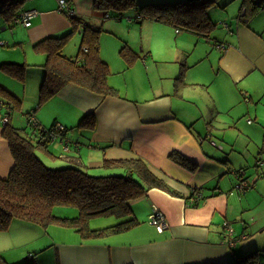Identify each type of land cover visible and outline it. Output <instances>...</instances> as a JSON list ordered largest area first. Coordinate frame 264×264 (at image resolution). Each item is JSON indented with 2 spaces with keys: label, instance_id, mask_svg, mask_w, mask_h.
I'll return each mask as SVG.
<instances>
[{
  "label": "crops",
  "instance_id": "1",
  "mask_svg": "<svg viewBox=\"0 0 264 264\" xmlns=\"http://www.w3.org/2000/svg\"><path fill=\"white\" fill-rule=\"evenodd\" d=\"M26 1L22 3L23 13L35 12L29 19V26L14 23L9 29L7 20L1 16L0 33L20 25L26 41L33 46L35 42L49 36H65L72 30L69 19L77 17L82 23L66 36V43L62 46V53L70 59L77 55L80 48L83 34L81 25L97 28L100 39L104 32L113 33L112 28L104 26L107 22L104 20L112 18L115 21L126 19L139 25L138 34L143 45L144 36L156 41L162 37L166 39L168 34L174 33L178 35L175 36L178 42L190 40L195 41V44H206L209 50L207 55L212 56L214 60L207 59V71L193 74L192 71L186 70L188 67L183 62L180 68L183 73L175 77L179 81L169 87L170 92L154 90V97L144 100V74L159 72L156 67H151L152 65L144 66V48L139 52L141 58L136 53L142 61L141 68L139 63H135L139 67L137 70L121 64L115 72L111 69V63H115V59H107L104 50L102 56L99 52L101 46L98 45V56L107 66L106 84L114 94L105 96L82 86L69 84L37 108L32 118L41 128L47 129L57 123L63 130H68L62 132L61 136L56 133V140L52 141L53 146L49 150L57 159L49 160L42 156L47 161L59 160L66 164L65 161L70 158L65 160V156L77 155L80 159L78 162L86 167L88 172H99V176H121L128 173L126 166L105 168L102 167L104 162L132 161L134 168L135 163L143 165L144 170L178 195L173 196L163 190L149 188L137 199L129 201L128 216L122 220L132 217L138 224L126 231L109 234L105 238H83L74 228L67 226L50 224L43 228L26 221L13 220L7 230L0 232L2 263L232 264L252 251L248 250L249 243L246 244L249 240L250 243L254 240L264 251V210L255 213V220L254 217H241L240 214L244 211L251 213L264 207V181L259 182L264 175L260 170L264 163L260 167L255 165L253 173L246 171L248 167L241 165H250L249 153L248 150H241L235 157L244 158L245 161L235 167L234 159L230 158V155L236 148L227 143L226 146L230 149V153H227L222 145L215 144L209 134L217 130L215 124H220L218 121L226 124L235 119L234 108L243 99H248L244 108L248 119L252 117L251 123H247L248 119L246 123L253 125V122H259L257 128L264 132V120L258 113V108L264 107V7L247 18L250 10L245 12L246 16L245 13L242 14V1L248 3L250 0H218L217 5L211 6L206 12L210 21H213L212 16H216L218 24L221 25L217 38L212 36L215 23L212 30L202 37L185 31L176 32L172 26L160 22L137 20L134 13H126L120 19L106 18L103 13L94 10V0H66L72 12L71 18L59 12L58 0ZM183 1L186 0H135L137 6L171 5ZM231 3L233 7L229 8ZM217 11H221L222 15L226 13L229 20H222ZM144 24H148V31H144ZM154 28H160L158 31L161 32L154 34ZM73 34H78L75 51L67 52L65 47ZM20 39L22 37L16 41H21ZM6 40L7 38L0 35V46L8 44ZM124 45L122 43L121 47ZM127 48L134 52L128 46ZM37 56L38 59L34 61L36 64L32 65L34 68H26V78L21 82L24 87L32 88V96H38L43 72L41 65L45 61L44 53L38 52ZM43 56L44 61L40 63L39 58ZM2 58L4 57L0 56V59ZM109 70L111 77L108 78ZM8 77L10 79H6L7 82L3 81L6 86L17 80ZM218 80L224 83V91L220 90L222 83ZM13 93H16L15 90ZM253 104L254 111H250ZM85 116L88 126L78 128L79 120ZM1 123L0 116V178H4L11 170L13 160L8 144L1 136ZM233 130L238 133L236 137H244L248 143L252 140L247 135L243 136L240 129ZM62 139L69 143L67 153L62 151ZM263 151L264 141L260 151L254 155V161ZM172 154H177L187 163L194 165L195 170L190 171L178 165L172 159ZM241 170L247 184L253 185L245 194V197L251 196V200L245 203L244 207L236 204L234 199L231 201L234 197L233 193L229 194L233 188L229 189L232 179L230 175L225 176L232 171ZM103 171L111 173L103 175ZM257 173L262 177L258 178ZM147 184L144 181V186ZM198 188L202 190L203 200L196 207H192L189 204L192 191ZM237 205L240 206L239 214ZM153 210L159 211L167 223V228L161 232L149 224V215ZM224 220L233 226L235 235L246 237L239 242L246 243L231 250L222 244L221 222ZM253 227H256L254 232L251 231ZM97 229L102 228L90 230ZM259 255L257 253L254 256L253 263L257 260L264 261V256ZM261 257L262 259H258Z\"/></svg>",
  "mask_w": 264,
  "mask_h": 264
},
{
  "label": "trees",
  "instance_id": "2",
  "mask_svg": "<svg viewBox=\"0 0 264 264\" xmlns=\"http://www.w3.org/2000/svg\"><path fill=\"white\" fill-rule=\"evenodd\" d=\"M24 1L0 0V17L7 20L9 28L23 13L22 3ZM262 1L250 0L248 3L242 1L244 2L242 9L246 12L250 10V16H246V13L245 16L251 17L263 8L264 2ZM215 4L216 0H186L171 5L137 6L135 0H94L93 8L108 18L113 17L114 19H120L125 12L132 11L134 16H137V20L148 19L160 22L172 26L178 32H191L203 37L213 26L206 15L207 9ZM60 13L66 15L65 11H60ZM69 21L72 28L69 32L71 34L82 22L74 16ZM69 33L60 37L49 36L33 44L36 51L45 55V61L41 65L43 72L37 105L25 114L24 126H14L9 116L4 125L1 123V136L8 144L13 166L6 177L0 178V232L7 230L13 220H21L43 228L50 224L72 227L83 238L107 236L126 231L136 226L138 222L130 217L129 220L112 226L90 230L87 227L89 218L105 213L119 218L127 217L129 201L137 199L149 188H157L173 196L178 195L161 180L155 179L144 170L143 165L135 163L134 168L132 161L102 163V167L105 168L126 166L128 173L125 175L92 176L88 174V169L78 162L80 159L77 155L65 156L64 159L70 158V160L65 159L68 166L64 168L47 167L36 156L39 153L49 160L57 159L49 149L53 146L50 133L58 130L56 128L58 124L53 123L50 128H42V131L31 130V133L35 135L27 137L28 117H33L32 114L37 108L58 94L63 87L76 84L94 93L105 94V96L114 94V91L106 84L107 66L98 56L99 30L95 27H84L79 51L73 59L67 58L62 53V46ZM119 54L125 62L128 61L127 66L131 65L132 59H135L129 49L124 46L121 47ZM5 62L0 61V70L5 71V68L11 70L13 64ZM22 68V65L15 67L19 74ZM4 96L8 97L4 105L7 107L6 111L11 112L16 105L8 101L14 100V96L11 93H6ZM3 115L4 109L3 111L0 109L1 119L4 120L6 118L2 117ZM66 131L68 130L60 131L59 135L61 136L62 132ZM59 156L61 157V154ZM171 156L178 165L190 171L195 170L194 165L187 163L177 154ZM144 172H146L145 175ZM144 181L148 183V186H144ZM202 200L203 197L192 207H196ZM57 205L76 208L78 214L71 219L55 217L51 214V209ZM261 250V248L257 249L258 255ZM256 254V251L251 252L232 264H249L250 262L252 264ZM262 255L264 256V251ZM0 264H3L1 259Z\"/></svg>",
  "mask_w": 264,
  "mask_h": 264
},
{
  "label": "rangeland",
  "instance_id": "3",
  "mask_svg": "<svg viewBox=\"0 0 264 264\" xmlns=\"http://www.w3.org/2000/svg\"><path fill=\"white\" fill-rule=\"evenodd\" d=\"M29 1L31 0H27L26 2H29ZM216 2H218V0H216ZM231 7H233V3L229 5V8ZM217 12L219 13L217 15H219V17L222 20H225V21L229 20V17L227 16L226 13L222 15L220 13L221 11H217ZM126 13H128L129 15H133L132 11L125 12V14ZM212 17H213L212 18L213 21H210V22L212 23V25H214L215 23V27L212 31V36L219 38L218 34L220 32L221 25L218 24V20L216 16H212ZM104 21H107L104 24L105 28L110 27L114 31L113 33L104 32L101 35L99 39V45L101 46V49L99 47V52L103 56L102 50H104L107 59L109 58L115 59V63H111V69L113 71L116 72L117 70H119L121 64L126 66L125 62L119 55V48L121 47L122 43L125 44L124 47L127 48L128 46L134 51V52H131L129 50L132 53V57L135 58L131 60L132 63L131 65H129V66H132L131 68L133 70L139 69V67L135 63H139L140 68H141L142 61L138 59L136 53L140 55L139 52L143 50L144 48V55L146 54V56L144 57L145 58L144 66L145 64H147L148 66L152 65L151 67L153 68L156 67L157 70L159 71L158 73L155 72L153 74H148V75L144 74V89H145L144 100L153 98L154 90H158V91L165 90L167 93L170 92L169 87L175 83L178 84L179 79H175V77L183 73V71H181L182 69H180L183 66L182 65L183 62H185L188 67L186 70L192 71V74H193L199 71L202 72L206 70L207 59L210 61L214 60L212 56L207 55L209 50L206 48V44L204 43L195 44V41H190V40L178 42L176 40L177 39L176 37L178 35L173 33V34H168L166 36V39L162 37L161 39H158L156 41L154 40L151 41L149 37L144 36V45H143L142 43L143 41L140 40L141 37L138 34V30L140 29L139 25L135 23H130L126 19L115 21L112 18H109ZM147 25L148 24H144V31H148L146 28ZM22 30H23L22 26L17 25L11 30L2 31L0 33L1 37L7 38L6 41L8 42V44H6L5 46H0V50L3 51V52H0V56L4 57L0 59V61H6L5 63L13 64L11 65V70L10 68H5V71L0 70L1 71L0 72V100L3 101L4 103L7 102L8 97L4 96V94L6 93H11V95L14 96V100L8 101V102H12L13 105H16L14 106L15 108L11 111L12 113L9 115V119H11L12 124L17 127H21L25 125V120H24L25 114L31 111L35 107L36 100H37V95L32 96L30 94V91L32 88L30 89L29 86L24 87V85L21 84L24 78H26V74H27L26 68L27 67L34 68V66L32 65L36 64L34 61L38 59V56H37L38 51H36L33 48L32 44H29L26 41V38L23 36ZM158 30H160V28H154V34H156V32H161ZM19 37H22V39H20L21 41H16V40H19ZM77 40H78V34H73L69 38V40L67 41V45L65 47L67 52L75 51V47H76L75 44L77 43ZM19 42H24V43H19ZM210 51L214 52L215 50H210ZM218 55L220 57L221 53ZM182 56H186V57L183 58ZM140 58H141V55H140ZM198 58H203L204 61L203 60L200 61ZM43 61H44V56L41 59L39 58L40 63H42ZM127 62L128 61H126V63ZM17 65L23 66L20 74H19L18 69H15ZM171 68H174L175 70L171 71L170 70ZM124 70H125V67H124ZM8 71L10 72L7 73ZM7 75L17 80H14L15 82H11V84H8V86H6L3 83V81L7 82L6 79H10ZM109 77H111L110 70H109L108 78ZM218 82L222 83L220 90L223 89L224 91V83L220 80H218ZM9 90H11L12 92ZM13 90H15L16 93H13ZM246 102H248V99H245V100L243 99L242 101H240V103L236 104L234 108L235 119L233 121L230 120L228 123L224 124L217 120L220 123L218 125L215 124V129L217 130L214 129L215 131L210 132L209 134L211 137H213V141L215 142V144L217 146L222 145L226 149L225 151L227 153H230L229 151L230 149L227 148L226 146L227 143L229 145H233L236 148L234 153H231L230 155V158L233 157L234 159L235 167L239 166L238 163L245 161L244 158H237L235 156H237V154L241 150H248L250 165L245 166L243 164L241 165V167H248L246 171H251L253 173L254 170L256 169L254 155H256L262 148L263 141H264V132L263 130H260L257 128L259 127V122L255 121L253 122V125H248L251 123L252 117H249L250 119H248V116L246 115L247 112L244 108V105H246ZM252 106L253 108L250 111H254V104ZM258 113L261 116V118L264 120V107L258 108ZM247 119L250 120V123L247 122L248 124L246 123ZM79 121H80V125L78 128L88 126L86 116L82 117ZM234 128L240 129L243 136L247 135L248 137H251L252 140L248 143L247 141L244 140V137H236L238 133L233 130ZM26 130H28L27 127H26ZM220 139H222V142H220ZM250 155H251V158H250ZM36 156L43 162L44 165L50 168H64L68 166V164H64L63 162L59 160L49 162L39 153L36 154ZM259 157H261L264 163V151L262 154L259 153L255 157V160ZM260 170L264 173V167L261 168ZM235 172L236 171H232L231 174H225L226 177L230 175L232 179V185L231 187H229V189L232 187L233 188L230 190L232 192H230L229 194L233 193L232 195L234 196L233 198H231V201H233L234 199L236 204L238 205L241 204L244 207L245 203H248L249 200H251V196L248 195L245 197V194L247 193V191H241V190L234 189L235 184H236V178L234 176ZM110 173L111 172L103 171V175L110 174ZM88 174L92 176H99V172H88ZM257 177L261 178L262 175L260 173H257ZM252 179L253 181L255 180V178H252ZM262 181H264V175H263V178L259 180L260 183ZM238 205L236 207L238 208V214H239L240 206ZM263 210H264V207L263 208L260 207L257 210L252 211L251 213H248V211H244L240 214H242L241 217L242 216H248L249 218L254 217V220H255L257 218L255 213H259ZM51 214L55 217L71 219L72 217L77 216L78 211L76 208H73V207L57 205L51 209ZM126 218L127 217L119 218L115 215L105 213L102 215H97V216H93L89 218L87 222V227L89 229L99 228V227L104 228V226H108L109 224H115ZM222 223L223 221L221 222V226H222ZM255 230H256V227H253L251 231L254 232ZM238 235L239 234H236L235 236H238ZM105 237L106 236L101 237V238H105ZM251 240H253V238ZM249 241L247 243L245 241L238 242L239 244L237 243V245L234 248L240 247L244 243L246 244L249 243L247 245L248 250H252L249 253L257 251L258 248H261L256 244L254 240L251 241V243ZM251 246H253V249H251ZM260 253L263 254V250H261ZM261 254L259 256H261ZM258 259H262V257ZM253 264H264V261L261 260L259 262L257 260Z\"/></svg>",
  "mask_w": 264,
  "mask_h": 264
},
{
  "label": "built area",
  "instance_id": "4",
  "mask_svg": "<svg viewBox=\"0 0 264 264\" xmlns=\"http://www.w3.org/2000/svg\"><path fill=\"white\" fill-rule=\"evenodd\" d=\"M58 7H59V12L60 11H65L66 12V16L68 18L72 17V12L70 11L69 7H68V2L66 0H58ZM35 12H26L24 14H22L21 19L19 20V22L23 25L28 27L30 22L29 19L32 15H34ZM84 26L85 25H81V29L84 30ZM6 119L3 120V122H5ZM248 123H250V120L247 121ZM29 124L31 125V127H34L36 129H38L39 131H42V128L38 125V122L31 118L29 120ZM56 128L58 130H56V132H52L50 133V137H52L51 142L53 140H56V133H59L60 131H62V127L61 126H56ZM60 144L62 145V151L63 152H68L69 150V143L68 141L65 140H61ZM64 153V154H66ZM263 163L261 157L257 158L256 160V166L259 167L261 166ZM234 176L236 178V184L234 189L236 190H241V191H247L249 190V188L251 187L250 184H247L246 180L243 179L244 176V172L241 171H237L234 173ZM202 198V192L199 189H195L194 191H192V197L190 198V202L189 204L192 206L195 203H198ZM149 224L154 227L158 232H161L163 230H165L167 228V223L164 220V217H162V214L157 211V210H153L151 212V217L149 218ZM221 240H222V244L228 248V249H232L234 248L237 243L240 240L245 239L246 237L244 235H240V236H235L234 230L232 228V225L229 224L227 221H223L222 226H221ZM30 257V256H29Z\"/></svg>",
  "mask_w": 264,
  "mask_h": 264
},
{
  "label": "clouds",
  "instance_id": "5",
  "mask_svg": "<svg viewBox=\"0 0 264 264\" xmlns=\"http://www.w3.org/2000/svg\"><path fill=\"white\" fill-rule=\"evenodd\" d=\"M24 13H26V12H24ZM24 13H22V14H24ZM22 14H21V16H22ZM21 16H20V18L19 19H16V20H14V23H16V24H21L20 22H19V20L21 19ZM106 18H107V16H105ZM86 26V25H85ZM84 26V27H85ZM24 27H26V26H24ZM86 27H88V26H86ZM92 27V26H91ZM83 32V30L81 29V33ZM176 32H178V31H176ZM5 105V103L4 102H2L1 100H0V109L2 110V109H4V115L2 116V117H5L6 118V121H7V116H9L10 114H11V112H10V110H7L6 111V108L7 107H5L4 106ZM32 117H28V126H27V128H28V130H26V133H27V137H33L35 134H33V133H31V130H34V131H37L38 129H36V128H34V127H31V125L29 124V120L31 119ZM1 121H2V124L4 125L5 123H6V121L5 122H3V119H1ZM11 121V120H10ZM25 122H26V120H25ZM39 124V123H38ZM39 131V130H38ZM243 171V170H242ZM237 172V171H236ZM253 186V185H252ZM199 190H201L200 188H198ZM195 190V189H194ZM193 190V191H194ZM197 190V189H196ZM201 192H202V190H201ZM203 197V196H202ZM228 249V248H227ZM233 249V248H232ZM231 250V249H230Z\"/></svg>",
  "mask_w": 264,
  "mask_h": 264
},
{
  "label": "water",
  "instance_id": "6",
  "mask_svg": "<svg viewBox=\"0 0 264 264\" xmlns=\"http://www.w3.org/2000/svg\"><path fill=\"white\" fill-rule=\"evenodd\" d=\"M246 12V10H242V14H244ZM263 164V163H262ZM255 165H256V161H255ZM257 167V166H256ZM260 167V166H259ZM258 253V251H256ZM261 254V253H260Z\"/></svg>",
  "mask_w": 264,
  "mask_h": 264
},
{
  "label": "bare ground",
  "instance_id": "7",
  "mask_svg": "<svg viewBox=\"0 0 264 264\" xmlns=\"http://www.w3.org/2000/svg\"><path fill=\"white\" fill-rule=\"evenodd\" d=\"M151 217V214L149 215V218Z\"/></svg>",
  "mask_w": 264,
  "mask_h": 264
}]
</instances>
